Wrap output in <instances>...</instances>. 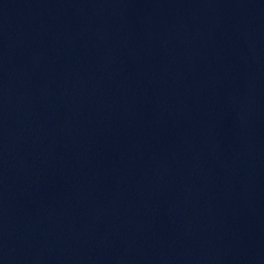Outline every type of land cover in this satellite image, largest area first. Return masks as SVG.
Listing matches in <instances>:
<instances>
[{
    "label": "water",
    "instance_id": "95a60500",
    "mask_svg": "<svg viewBox=\"0 0 264 264\" xmlns=\"http://www.w3.org/2000/svg\"><path fill=\"white\" fill-rule=\"evenodd\" d=\"M0 264H264V0H0Z\"/></svg>",
    "mask_w": 264,
    "mask_h": 264
}]
</instances>
